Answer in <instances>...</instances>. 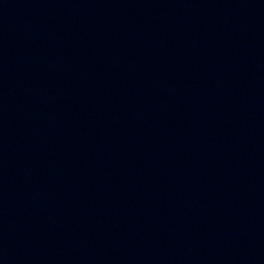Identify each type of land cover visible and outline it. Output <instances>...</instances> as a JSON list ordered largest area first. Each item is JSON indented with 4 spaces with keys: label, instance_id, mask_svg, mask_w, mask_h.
<instances>
[{
    "label": "water",
    "instance_id": "water-1",
    "mask_svg": "<svg viewBox=\"0 0 264 264\" xmlns=\"http://www.w3.org/2000/svg\"><path fill=\"white\" fill-rule=\"evenodd\" d=\"M0 264H264V0H0Z\"/></svg>",
    "mask_w": 264,
    "mask_h": 264
}]
</instances>
